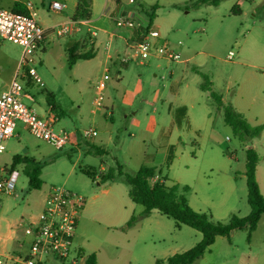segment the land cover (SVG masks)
<instances>
[{
    "label": "rangeland",
    "instance_id": "rangeland-1",
    "mask_svg": "<svg viewBox=\"0 0 264 264\" xmlns=\"http://www.w3.org/2000/svg\"><path fill=\"white\" fill-rule=\"evenodd\" d=\"M112 1L95 0L96 13L109 16ZM195 2L138 0L134 6L137 19L144 25L148 14L155 13L153 24L158 28L159 39L180 55L179 62L140 60L132 56L130 67L106 70L99 59L81 61L75 70L77 83L71 93L59 85L53 71L41 64L43 50L36 53L38 77L47 83L30 87L23 80L24 92H30L33 98H24L23 102L44 116L42 113L49 106L47 93L58 92L56 111L63 112L61 120L68 121L69 129L81 130V135L84 129L99 131L96 142L103 140L109 154L90 153L87 142L90 139L85 137L80 140L79 151L71 144L57 150L28 131L22 139L7 143L6 150L0 154V179L12 180L16 191L12 196L0 195L1 252L22 254L28 250L29 237L20 224L27 226L40 215L50 186H64L86 198L74 250L82 257L100 253V264H156L157 260L189 250L201 240L200 232L186 225L178 228L173 219L156 210L148 216L142 215L144 207L129 198V187L123 177L116 176L113 181L95 177L102 162L116 170L121 165L130 175L136 174L143 165H154L166 185L179 183L191 188L186 197L193 210L210 215L214 222H227L232 214L245 217L250 213L245 164L246 150L253 148L259 155L256 174L264 195V131L260 137L241 142L224 122L222 107L214 102L209 91L200 88L203 79L195 70L208 75L213 90L222 96L224 104L239 100L248 108L243 109L245 118L252 125H264V76H257L262 82L252 85L248 74L254 73L249 68L251 64L264 60V0L254 3L224 0L218 7L197 6ZM11 3L0 0L4 8ZM234 8L244 13L234 15ZM22 50L20 45L0 37V77L10 74L20 62ZM230 52L234 53L232 60L228 59ZM127 54L123 52L120 56ZM105 74L111 86L104 93L103 107L97 108L94 97L98 82ZM62 75L72 74L67 67ZM137 83L145 90L156 92H145L129 105L123 101L124 94L132 91ZM4 90L0 89V93ZM168 102L187 106L188 114L182 127L174 124L170 137L173 144L161 155L157 151L167 146L168 139L162 132L172 126L171 121L160 125ZM80 106L82 116L77 115ZM96 108L98 113L94 116ZM151 117L159 123L155 131L146 129ZM133 119L141 125L138 127ZM18 126L17 130L24 125L19 122ZM63 127V123H56L54 130L59 132ZM12 145L21 155L24 146L29 148L28 156L41 166L40 190L30 188L23 165L11 170L13 159L8 152ZM170 153L173 157L169 161ZM132 215L137 220L129 230L117 228L125 225ZM11 230H15L14 241L9 238ZM78 240L82 245L78 246ZM195 264H264V215L250 236L247 229H241L230 237H217Z\"/></svg>",
    "mask_w": 264,
    "mask_h": 264
},
{
    "label": "built area",
    "instance_id": "built-area-1",
    "mask_svg": "<svg viewBox=\"0 0 264 264\" xmlns=\"http://www.w3.org/2000/svg\"><path fill=\"white\" fill-rule=\"evenodd\" d=\"M124 3L113 17L115 30L110 34L123 38L134 58L181 61L180 55L168 43L160 41L158 28L154 24L144 25L137 19L134 6L138 5V0H125ZM24 6L26 14H17L9 8L0 7V37L20 45L23 49L18 71L7 88L0 93V153L6 149V141L14 136L19 122L34 137L48 142L57 150L63 149L69 142L68 132L54 130L57 116L51 108L44 116H39L23 102L24 98L33 100L24 92L23 76L28 74L29 77L38 80L36 53L43 50L45 40V29L37 19L38 6L33 2H27ZM50 8L53 12L59 13L64 5L54 1ZM55 30L59 36L69 32L66 25ZM97 36V29H89L86 52L93 49ZM233 58L234 53L230 52L228 59ZM117 60L124 65L130 58L118 56ZM108 79V74H105L98 82V92L94 100L97 108L103 105ZM82 135L91 139L97 136V131L94 128L84 129ZM151 181L156 182L158 178L155 176ZM15 191L16 184L12 180L0 179V195L12 196ZM85 205V197L71 192L64 186H50L40 215L27 226L20 224L24 234L29 237L28 250L22 254L0 251V264H64L67 261L70 264H85L86 257L78 255L74 250L77 227Z\"/></svg>",
    "mask_w": 264,
    "mask_h": 264
},
{
    "label": "trees",
    "instance_id": "trees-1",
    "mask_svg": "<svg viewBox=\"0 0 264 264\" xmlns=\"http://www.w3.org/2000/svg\"><path fill=\"white\" fill-rule=\"evenodd\" d=\"M224 0H196L197 6L207 5L218 7ZM11 10L17 14H26V8L21 2H14ZM92 13V0H78V5L74 15L75 20H89ZM233 13L240 14V9H233ZM155 19V13L148 14V25H152ZM94 57V51L80 53L77 44H72L68 48L67 63L72 68L79 60H90ZM203 79L200 88L203 91H209L214 102L223 109L224 122L230 126L241 142L260 137L264 131V125H252L240 112H238L231 103H223L222 96L213 90V83L208 75L199 72ZM47 104L54 110L57 109V102L52 93H47ZM175 123L182 127L187 107L180 106L176 108L169 107ZM173 154L170 153V161ZM259 162V155L253 148L246 150L245 176L247 183V201L251 208L250 213L245 217L232 214L227 222H214L211 216L193 210L187 200L186 194L191 191L187 185L181 186L175 183L171 186L166 185L165 180L152 182L151 179L156 176V167L153 165H143L136 174L125 173L123 166L118 165L117 170L110 168L104 174L103 181H113L116 176L123 177L129 187L128 196L136 204L144 207L142 215L148 216L156 210L161 214L173 219L176 227L182 225L189 226L200 232L201 240L189 250L176 253L166 260H157L156 264H195L205 254L206 250L215 242L219 236L230 237L236 230L247 229L249 236L257 229L258 223L264 215V195L261 192L256 176V167ZM19 165H23L24 172L28 178L30 188L40 190L43 181L40 176L41 166L33 157L16 155L12 162V171ZM137 217L132 215L130 219L121 227L122 231L129 230L136 222ZM85 264H97V256L89 254L86 257Z\"/></svg>",
    "mask_w": 264,
    "mask_h": 264
},
{
    "label": "crops",
    "instance_id": "crops-1",
    "mask_svg": "<svg viewBox=\"0 0 264 264\" xmlns=\"http://www.w3.org/2000/svg\"><path fill=\"white\" fill-rule=\"evenodd\" d=\"M10 1L12 3L10 4V6L7 7L9 9H11L14 2H21L23 4H25L27 2H33L34 4H36L38 6V17H37V19H38L39 24L45 29V40L43 42V52H42V57H41L40 62L47 69H50L51 71H53L54 78L57 79L59 85L63 89H69L71 91V93L74 92L75 86L77 83V79L74 78L75 70H76L77 66L81 63V61H92L95 59H99L100 62L103 61V65L106 68V70H109L111 67H115V68L130 67L132 60H134L132 58V51L125 44L124 39L121 37H118V36L113 37L110 34L111 31L115 30V29H113V22H112L111 18L113 15L116 14L120 5H122V3L125 2V0L124 1L123 0H113L110 8L108 9L110 11L109 16L108 15L106 16V14L104 12L101 15L98 14V12L96 13V11H95L96 2H95V0H92V13H91V18L89 20H75L74 19V15H75L76 8L78 5V0H25V1L10 0ZM54 1H58L64 5V8L61 12L56 13V12H53L51 10L50 6ZM251 1L254 3L256 1L261 2L263 0H251ZM111 9H113V11H111ZM106 10H107V6H106ZM104 11H105V8H104ZM243 13L244 12L241 11L240 14H243ZM110 14H111V17H110ZM255 17H256V14H253L252 18H255ZM102 20H108V21L106 23V22H103ZM84 21L86 23H83ZM62 25H66L68 27L69 32L65 35L59 36L55 32V29L62 26ZM89 29H97L98 30V36L95 39V44L93 45V49H92V51H94V57L90 60H79L76 62V64L72 68H69L68 63H67L69 46L72 44H77V48H78L80 53L86 52L88 49L87 41H88V37H89ZM123 52H125V53L128 52L127 55H123V56L129 57L130 61L127 64L121 65L119 63V61L117 60V57L122 55ZM18 66H19V62L16 63V66L10 72V74L6 75L5 77H0V83H1L0 89L4 90L7 88V86L10 84L11 80L13 79L16 71L18 70ZM242 66H246V65H242ZM67 67L69 69V72H71L72 75L71 76L65 75V76H69V77H62L63 76L62 71H64ZM249 68L254 70V71H252L254 73H248L249 74V80L252 81L251 82L252 85L257 84L258 83L257 81L262 82V79H260L257 76H264V72H263L264 71V60L251 64V66H249ZM117 71L119 73V70H117ZM154 76L157 77L158 74L154 73ZM64 78H67V79H64ZM23 80H25L26 85H28L30 87L35 86V84H40L42 86H46V83H47V82H44L43 79H40L39 77H38V80H35V79L29 77L28 74H25L23 76ZM110 86H111V82H108V84L104 90V93L107 91L108 87H110ZM47 90H49V89H47ZM151 91H152V93L156 92L155 90H151V89L145 90V88H143V85L141 83H137L135 85V88L132 91H128L124 94L123 101L125 103L131 105L136 101L137 97H139L141 94L145 95V92H147L148 94H151ZM49 92L54 95L56 102H58L57 101L58 95H59L58 92L56 93L52 90H49ZM28 93L30 94V92H28ZM26 99H28V98H26ZM94 99H95V97H94ZM104 99H105V96H104ZM28 100H30V99H28ZM230 103L235 107V109L238 112H240L244 117H246L244 114L245 110H243V109H248V108L247 107L245 108L239 102V100L238 101L232 100V101H230ZM180 106H185V105L174 106L172 104V102H168L166 114L161 115V121H160L161 126H163L166 123H169L170 121L172 124L169 131L162 132V136L163 137L168 136V139L166 138L167 139V144H166L167 146L165 145L166 147H164L163 150H160V152L157 151V153H160L161 155H164L163 152L167 149L169 150L170 146H172V144H173L170 140V137H171V133H172L174 126H175L174 125L175 120H174L171 112L169 111V107L176 108V107H180ZM102 107H103V105L101 106V108ZM240 107H243V108H240ZM49 108H51L57 116V122L56 123H63L65 125V127H63L61 130H64V131L69 133V142L66 146L71 144L73 147H75L76 150L79 151L81 149V145H82V142L80 140H81V138H84L81 135V130L69 129L67 126V125H69L68 121H66V120L62 121L61 120V116L63 115V112L60 113V112L54 110L51 106H47V108L45 109L46 113L49 110ZM45 112H43L42 114H46ZM97 113H98V111L96 108L93 111V115L95 116V115H97ZM82 114H83V108H82V106H80L79 110L77 112V115L82 116ZM187 114H188V108H187ZM187 114H186L185 119H187ZM111 116H113V115H111ZM124 117L128 118V115H125ZM133 122L139 124L138 127L141 125V123L136 119H133ZM257 122H261V121L258 120V118H257ZM18 127L19 126L17 125V127L15 129L14 136L12 138H10L9 140H7L6 144L15 138L16 139H18V138L22 139L24 137L23 136L24 132L28 131L24 126H22L21 129L17 130ZM157 128H159L158 121L154 117H151L149 122H147L146 129L148 131H155ZM99 133L100 132L98 131L97 136H95L92 139L87 141L91 147L90 153L94 152V153L109 154V150L107 149V144H104L103 140H99L98 142H96L97 141L96 138L99 136ZM109 139L111 140V136L109 137ZM22 151H24V152L21 155V154H19V150L15 149L12 145L10 147L8 154L13 159L16 155L28 156V154L30 153V149L27 148L26 146H24L22 148ZM2 153H0V154H2ZM152 160H154V158H152ZM110 168H113V167L111 165H108V164H105L104 162H102V165L100 166L99 171L95 177L97 179L102 180L104 178L105 172H107ZM4 170H7V168H4ZM256 176H257V174H256ZM156 177L159 179V181L163 180V178L160 174V171L158 172L157 167H156ZM257 181L259 182L258 177H257ZM120 227H121V225L117 226L118 229H121ZM10 232H11V234H10L9 238L12 241H14L15 240V236H14L15 230H11ZM79 236L80 235H79V224H78L75 240L77 238H79ZM80 245H82V242L78 240V246H80ZM96 256H97V264H100V253H97Z\"/></svg>",
    "mask_w": 264,
    "mask_h": 264
}]
</instances>
